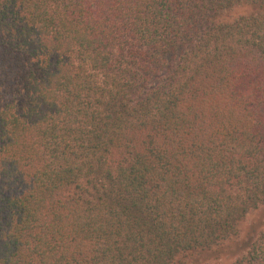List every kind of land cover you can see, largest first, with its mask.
<instances>
[{"label":"trees","instance_id":"trees-1","mask_svg":"<svg viewBox=\"0 0 264 264\" xmlns=\"http://www.w3.org/2000/svg\"><path fill=\"white\" fill-rule=\"evenodd\" d=\"M0 264H264V0H0Z\"/></svg>","mask_w":264,"mask_h":264},{"label":"rangeland","instance_id":"rangeland-1","mask_svg":"<svg viewBox=\"0 0 264 264\" xmlns=\"http://www.w3.org/2000/svg\"><path fill=\"white\" fill-rule=\"evenodd\" d=\"M250 218H251V217H249V220H250ZM227 262H228V263H230V259H229V260H227Z\"/></svg>","mask_w":264,"mask_h":264}]
</instances>
